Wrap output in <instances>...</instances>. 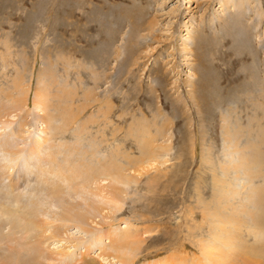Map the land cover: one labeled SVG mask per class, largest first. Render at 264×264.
Segmentation results:
<instances>
[{
    "label": "rangeland",
    "instance_id": "obj_1",
    "mask_svg": "<svg viewBox=\"0 0 264 264\" xmlns=\"http://www.w3.org/2000/svg\"><path fill=\"white\" fill-rule=\"evenodd\" d=\"M1 106L0 203L14 207L13 193L38 185L7 189L11 158L37 138L50 147L41 156L73 148L75 184L112 200L82 218L88 233L51 201L36 213L43 251L121 264L108 233L118 227L141 239L129 264H212L207 245L228 252L216 264H246L252 248L264 257V0H0ZM118 162L135 181L102 174ZM11 219L0 226L2 256L26 236V221Z\"/></svg>",
    "mask_w": 264,
    "mask_h": 264
},
{
    "label": "bare ground",
    "instance_id": "obj_2",
    "mask_svg": "<svg viewBox=\"0 0 264 264\" xmlns=\"http://www.w3.org/2000/svg\"><path fill=\"white\" fill-rule=\"evenodd\" d=\"M9 107L11 108L14 106L10 105ZM14 109L19 110L17 107H14ZM6 110H7L6 107L1 106L0 107V116H1V114L9 111V110H7V111ZM25 124H27V123H25ZM16 131H17V129L15 130V132ZM18 132L19 131H17L16 133H18ZM12 134H13V132H10L7 136L9 138H11ZM4 141L5 140L3 139L1 142V146H2L3 150H7V147L10 146V143L6 142V141L4 142ZM146 142H147L146 144H143L142 151L144 152V155H146V157L148 158V159L145 158L148 161L149 159L152 160V158H150V156H149L150 152H151V156H153V158L155 156L152 155L153 152H152V150L149 149L150 148L149 146H151V145H149L150 140L149 141L146 140ZM41 145H43L42 140H39V138H37L35 140V142L30 144V146L27 149L28 153H25L22 158H18L15 155L11 158L12 159L11 162L17 160V162L14 165V168H15V175L14 176L16 178L14 180H10V185L7 189L9 190L11 188V190H13V191L16 189L19 192V190H20L19 186H21V185H19V182H22L21 179H23L24 182H25V180H27V182L29 181V183H30L33 180L32 178H35L38 185L32 186L31 184H29L27 186V184H24L29 189L27 191V193L25 192V195L27 196L25 198L22 197L23 196L22 194L20 195V192L19 193H13V196H12L13 200H14V198L16 199L14 207L8 206L5 202L0 203V206H1V208H0V226L2 223L4 224L3 220L6 221V219L8 217L9 218L11 217L12 218L11 220L15 223L18 221H21V222L23 221L25 223V221H26V223L24 224L25 227L22 229L23 232L21 231L22 233H24L26 235L24 237V239L22 237V239L24 241H22L21 238H19L20 242L15 244L14 246L6 244L5 247H2L5 250L4 251L5 256L0 255V264H100L93 259H90V260L85 259L83 257V255H80L77 258V257H73V255L71 256L70 254H67L65 251L53 252V251H43V249H41V242L42 241H40V239H38V238H39V234L41 235L42 231L46 230L45 229L46 223L43 224L42 222L37 221L36 220V213L41 211V210L47 211V209H48L47 207L51 204V201L52 202L53 201L54 202L62 201L63 206L64 205H66V207L69 206L68 210H66V212H63L61 214V218L63 220H67L66 217H73V221L76 223V226L79 229H81V231H83L85 233L90 232L87 227H84L86 225H85V222H83L85 220V217L87 216V213H89L91 210H98V211L102 210L103 203L105 204L109 201L110 202L112 201L111 199L109 200L108 198H103V196H102L101 201H97L95 199L93 200L92 195L89 196V194H91V193L85 192L86 191V190H84L85 186L80 187V186H77V184H75L77 178L79 176H82V175L77 173V170L71 171L72 169L69 168V167L74 166L73 162L69 159V155H70V153L73 152V148L67 147V149H66L63 146V147H59V148H55V149L51 150V153H48L49 152L48 151L45 156L44 155L41 156L40 154L43 151L42 148H44V151L46 149L49 150V148H50L49 146L46 148V146H47L46 144L43 145V147H41ZM77 150H79V148L76 147V151ZM146 151H148V154L146 153ZM143 152H141V154H143ZM13 154H14V152H13ZM61 155H63V157L58 158ZM57 158L59 160L58 162H60L61 164L60 163L56 164ZM70 158H72V157H70ZM141 161H142V159H141ZM128 162H131V161H128ZM151 163L152 162H149L148 165ZM27 166H31L32 169H27ZM56 166L59 168H57ZM134 166L135 165H132L133 169H134ZM136 166H139V165H136ZM22 168H23V170H22ZM128 168L126 166L123 167V165H121L120 162H118V163L112 164L111 166L107 165L106 169L104 170V172H102V174L105 176L106 173H108L109 171H111L113 169L112 174H111L113 183L120 184V185H129V183L131 181H135L137 177L134 176L133 174H131L132 172L126 174L124 172V170L126 171V170H128ZM62 169H70V171L63 170V172H62ZM4 170H5V167H4ZM130 170H129V172H130ZM3 173H5V172L2 170V163L0 162V176H2ZM54 174L56 176L59 175L58 178H61L63 183L67 182L66 186H62L61 184H59L56 181L57 179L54 176ZM97 178H99V177H97ZM103 178L104 177H101V180H103ZM98 183H99V181H98ZM103 185L104 184H101L98 188H96L98 193L103 191V188H104ZM0 186H1V184H0ZM22 190H23V188H22ZM9 192L10 191H7L6 195H8ZM65 193L67 196H70V198L72 197V194H76L77 196H82L81 201L83 203L82 202L81 203L74 202L75 200L74 201H68L67 199L64 198ZM0 198L3 199L2 197H0ZM19 203H21V204L19 205ZM61 206H62V204H61ZM64 214H65V216H64ZM2 217H3V219H2ZM82 218H84V220H82ZM27 221H28V223H27ZM11 223L12 222L10 221V224ZM222 223L223 222H221L219 224V228L217 229V232L215 231V234L218 237H221V235L218 231L225 229L222 226ZM48 226H50V228H52L51 234H52L53 238L61 236L60 232L62 230L59 231L60 229H57L56 226L51 225V223H48ZM36 231H37V233H36ZM33 232H35L36 237L33 236L34 235ZM135 232L136 231H128V230L120 229L118 227H115L113 229L110 228L108 230L110 244L112 243V245H113V247H111V252H113V254L115 255L114 257H116L120 261L121 264H129V263H132V261H133V254L137 250V248L139 247V244L141 241V239H139V237H137L138 235ZM28 234L29 235L33 234L32 235L33 239L30 238L29 240H25V239H27L26 237ZM9 235H11V234L4 235L2 237L1 240L3 241V243H6L7 241L8 242L10 241L9 243L13 242L14 238H12L10 240V237H8ZM61 238H63V237H61ZM229 239H230L229 236H227L226 239L224 240V242L226 243L227 241H229ZM17 240H18V238H17ZM216 240H217V238H216ZM74 245H76V244H74ZM90 247H88V249L85 252H88V250H90L89 249ZM204 248L202 249V254L205 253L207 255L206 256L204 254L205 259H207L210 263L212 262V264H216L215 262H218V261H223L222 258L224 256H226L228 253V252H226V253L220 252V254L214 253V251L211 249V247H209V245L205 246ZM260 248H261V252H264V244H262ZM258 249H259V247H258ZM255 250L256 249H253V248L250 250V253H252V254H250L251 257H248V258H247V255H249V254H248V252H246L247 255L245 256V259H244L246 264H254L255 260H257L256 263H260L261 262L260 260L264 259V257H260V255H258V253L254 252ZM1 251L2 250H0V252ZM256 251L258 252V250H256ZM107 252H109V251H107ZM2 254H4V253H2ZM161 263H157V261H155L152 264H161Z\"/></svg>",
    "mask_w": 264,
    "mask_h": 264
}]
</instances>
